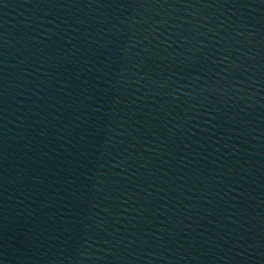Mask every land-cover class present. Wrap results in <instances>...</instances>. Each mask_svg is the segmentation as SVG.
I'll list each match as a JSON object with an SVG mask.
<instances>
[{
  "label": "water",
  "instance_id": "water-1",
  "mask_svg": "<svg viewBox=\"0 0 264 264\" xmlns=\"http://www.w3.org/2000/svg\"><path fill=\"white\" fill-rule=\"evenodd\" d=\"M0 264H264V0H0Z\"/></svg>",
  "mask_w": 264,
  "mask_h": 264
}]
</instances>
